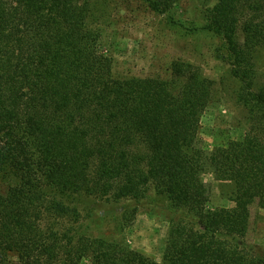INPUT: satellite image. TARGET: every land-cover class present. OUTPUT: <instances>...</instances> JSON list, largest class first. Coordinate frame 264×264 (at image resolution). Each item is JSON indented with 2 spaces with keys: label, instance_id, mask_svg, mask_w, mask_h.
I'll list each match as a JSON object with an SVG mask.
<instances>
[{
  "label": "trees",
  "instance_id": "trees-1",
  "mask_svg": "<svg viewBox=\"0 0 264 264\" xmlns=\"http://www.w3.org/2000/svg\"><path fill=\"white\" fill-rule=\"evenodd\" d=\"M96 1L0 0V179L15 180L12 206L0 209V264H264L238 241L248 200H264L253 60L264 0L197 2L203 20L191 30L215 40L249 125L210 153L198 129L213 82L185 62L171 64L170 81L116 76L90 24ZM140 1L155 14L179 2ZM207 173L232 185V208L208 207ZM151 196L169 215L160 262L86 235L82 198L123 203L124 225Z\"/></svg>",
  "mask_w": 264,
  "mask_h": 264
},
{
  "label": "rangeland",
  "instance_id": "rangeland-1",
  "mask_svg": "<svg viewBox=\"0 0 264 264\" xmlns=\"http://www.w3.org/2000/svg\"><path fill=\"white\" fill-rule=\"evenodd\" d=\"M199 1L179 0L165 13L155 14L140 0H98L91 6L90 24L99 32V51L111 59L116 76L170 81L171 64L185 62L197 67L213 82L211 100L198 129L199 147L210 153L230 141L242 140L249 125L245 111L235 100L237 83L228 67L213 53L215 40L191 30L203 20ZM253 60L255 84L264 86V46L256 49ZM202 179L210 190L209 208L233 207L229 182L210 173L204 174ZM14 182L12 176L0 179L1 210L12 206L9 189ZM151 197L155 204L140 205L131 223L124 225L123 203L82 198L78 208L86 235L123 243L160 262L169 215L163 211L164 201ZM238 241L253 252L264 254V200L257 197L248 200ZM80 264H90V260L83 259Z\"/></svg>",
  "mask_w": 264,
  "mask_h": 264
}]
</instances>
